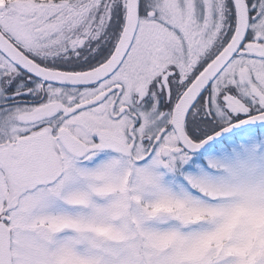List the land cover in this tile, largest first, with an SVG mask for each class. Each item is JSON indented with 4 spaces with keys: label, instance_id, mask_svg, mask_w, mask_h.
<instances>
[{
    "label": "snow or ice",
    "instance_id": "snow-or-ice-1",
    "mask_svg": "<svg viewBox=\"0 0 264 264\" xmlns=\"http://www.w3.org/2000/svg\"><path fill=\"white\" fill-rule=\"evenodd\" d=\"M0 264H264V0H0Z\"/></svg>",
    "mask_w": 264,
    "mask_h": 264
}]
</instances>
